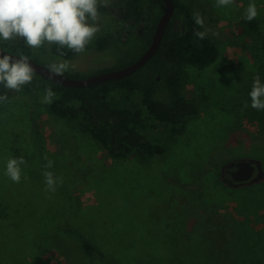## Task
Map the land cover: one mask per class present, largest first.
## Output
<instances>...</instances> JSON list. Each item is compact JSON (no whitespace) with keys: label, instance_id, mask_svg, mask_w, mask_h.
<instances>
[{"label":"rangeland","instance_id":"1","mask_svg":"<svg viewBox=\"0 0 264 264\" xmlns=\"http://www.w3.org/2000/svg\"><path fill=\"white\" fill-rule=\"evenodd\" d=\"M182 1L191 6L194 17H203L219 56L205 68L186 67L183 91L198 104L199 114L175 135L165 157L112 159L92 136L54 115L50 104L41 103L42 95L35 106L23 93L2 104L0 264H174L170 248L152 246L150 240L146 245L138 236L145 227L136 226L143 219L159 222L173 210H186L191 256L201 260L198 264L206 257L213 261L203 264H236L229 249L225 255L224 250L247 233L263 244L264 178L231 184L223 179L222 169L229 161L254 158L264 171V114L249 103L258 76L254 49L264 42V0H234L227 7H216V0ZM250 3L257 6L259 30L248 34L244 14ZM106 8L99 10L95 37L124 24ZM0 45L45 66L68 62L64 74L69 76L100 74L118 58L110 49L86 48L74 56L61 55L55 44L30 49L23 39ZM22 155L23 175L14 183L5 175L6 164ZM45 156L53 161L51 168L46 169ZM45 170L63 180L55 192L45 191ZM68 227L107 256L88 257Z\"/></svg>","mask_w":264,"mask_h":264},{"label":"trees","instance_id":"2","mask_svg":"<svg viewBox=\"0 0 264 264\" xmlns=\"http://www.w3.org/2000/svg\"><path fill=\"white\" fill-rule=\"evenodd\" d=\"M173 1L175 11L157 51L132 74L88 86H67L35 73L32 82L19 92L6 90L0 85V95L7 93L9 100L16 93H23L35 106L45 89L51 88L55 92L49 105L51 112L92 136L112 159L165 157L175 135L189 118L199 114L198 104L183 91L186 67L205 68L219 56L212 36L207 34L200 39L195 35L205 29L195 24L191 6L182 0ZM100 9L107 10L103 6ZM164 10L163 0H126L128 18L124 20L127 21L125 29L119 33H101L86 48L116 52L118 58L111 69L127 66L138 60L150 46ZM142 21L144 27L140 31ZM247 27L248 34L259 30L254 19ZM56 51L65 56L77 54L66 48L57 47ZM254 59L258 76L264 83V42L260 48L254 49ZM257 111L264 114V110ZM152 132L153 138L150 137ZM68 231L80 238L88 257L93 260L105 258L106 252L74 227H68ZM254 236L247 233V236L237 237L225 248L224 255L229 249L228 256L235 259L236 264H264V242H256Z\"/></svg>","mask_w":264,"mask_h":264},{"label":"clouds","instance_id":"3","mask_svg":"<svg viewBox=\"0 0 264 264\" xmlns=\"http://www.w3.org/2000/svg\"><path fill=\"white\" fill-rule=\"evenodd\" d=\"M234 0H216V7H227ZM108 7L109 0H0V42L23 39L30 48H40L45 43L55 44L58 48H68L76 53H82L95 35L100 31L99 8ZM258 15L255 3H250L244 14V19L251 21ZM195 24L203 27L204 20L200 14H195ZM195 35L204 39L207 31H197ZM2 53V52H0ZM68 62L52 63L49 68L54 75H62L69 69ZM35 76V70L26 55L13 57L0 54V85L12 92L21 91L30 84ZM251 107L264 110V83L257 76L249 93ZM55 92L46 88L41 97V103L53 102ZM7 93L0 95V103L6 102ZM245 108L248 104L245 103ZM47 160L46 169L53 166V161ZM26 164L24 156L8 159L5 175L14 183H19L23 175L22 165ZM45 191H56L62 178H57L51 171L45 170ZM27 179V177H25Z\"/></svg>","mask_w":264,"mask_h":264},{"label":"water","instance_id":"4","mask_svg":"<svg viewBox=\"0 0 264 264\" xmlns=\"http://www.w3.org/2000/svg\"><path fill=\"white\" fill-rule=\"evenodd\" d=\"M165 2V10L159 18L154 36L152 38L150 46L147 50L141 55V57L135 62L116 69L106 70L100 74L89 76V77H74L67 74L54 75L49 66H45L33 59H30V62L35 70V73H38L50 80L55 82L67 85V86H88L95 83L121 78L127 75L132 74L136 70L140 69L146 64V62L155 54L157 51L167 24L171 20L174 11L175 3L173 0H163ZM0 54H9L14 58L19 54L8 51L0 46ZM228 172L231 174L232 180L236 185L245 184L248 182H256L264 178V171L262 164L259 160L254 158H238L232 161L227 162L222 169V172Z\"/></svg>","mask_w":264,"mask_h":264},{"label":"crops","instance_id":"5","mask_svg":"<svg viewBox=\"0 0 264 264\" xmlns=\"http://www.w3.org/2000/svg\"><path fill=\"white\" fill-rule=\"evenodd\" d=\"M185 211L186 210H182V212L181 210H173L168 213L166 218H162L161 220L157 219L159 222H148L141 218L143 219V223H136V226L139 228L145 227L143 230L146 232L138 234V236H141L139 237V240L141 241L146 242L147 240H150L151 243L155 242L152 246L158 245L160 247L170 248L168 256H172L170 259L174 262V264H191L194 259V262L198 264L201 260L191 256L193 236L190 223L189 221H186ZM140 213L141 215H147L148 210H140L139 214ZM188 213L189 212H187V215ZM157 232H160L161 234H157ZM211 259L206 257V259H204L201 263H208Z\"/></svg>","mask_w":264,"mask_h":264},{"label":"flooded vegetation","instance_id":"6","mask_svg":"<svg viewBox=\"0 0 264 264\" xmlns=\"http://www.w3.org/2000/svg\"><path fill=\"white\" fill-rule=\"evenodd\" d=\"M125 5H126V0H109V8L111 9V11L113 13H117L118 15V22H120L121 20H125L128 18V15L125 13ZM102 7V6H101ZM104 7V6H103ZM100 11L104 12L105 10H101ZM127 25V21H124V24L121 25L116 32H120L121 30L125 29V26ZM144 24L143 21L142 23H140V31H143ZM115 33V32H114ZM94 48V47H91ZM222 176L223 179L226 180L227 182L231 183V184H235V182L232 180L231 174H229L228 172H222Z\"/></svg>","mask_w":264,"mask_h":264}]
</instances>
